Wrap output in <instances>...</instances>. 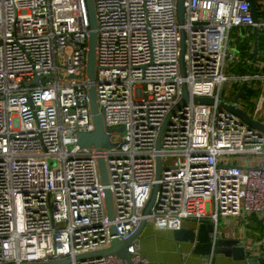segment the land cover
Listing matches in <instances>:
<instances>
[{"label": "built area", "instance_id": "obj_1", "mask_svg": "<svg viewBox=\"0 0 264 264\" xmlns=\"http://www.w3.org/2000/svg\"><path fill=\"white\" fill-rule=\"evenodd\" d=\"M93 2L95 100L115 143L102 148L77 143L79 132L94 129L87 0H0V264L62 257L67 264H128L115 253L75 255L127 237L142 217L168 229L184 219L210 220L212 249L233 225L245 233L247 213L264 222V157L245 165L226 158L264 154V131L218 104L225 100L264 123V58L257 40L240 43L254 27L264 30V0H254L256 19L249 0H184L182 23L176 0ZM182 81L189 100L173 108ZM157 155L162 168L155 178ZM245 243L264 255V236ZM126 250L130 264H149L139 239Z\"/></svg>", "mask_w": 264, "mask_h": 264}, {"label": "water", "instance_id": "obj_2", "mask_svg": "<svg viewBox=\"0 0 264 264\" xmlns=\"http://www.w3.org/2000/svg\"><path fill=\"white\" fill-rule=\"evenodd\" d=\"M250 1V7L252 9V15L253 19H256V7L254 4V0ZM184 0H176L175 3V9L177 14V20L179 23H182L184 20V6H183ZM87 8L89 11V25H90V32L88 37V51H87V59H86V65H87V76L89 78V100H90V109L92 118L94 120V129L91 131H84L79 132L77 134V143L80 146H87L90 143H92L97 148L102 147H110L115 145V143H112L109 139L108 131L105 125L104 117L102 116V113H99L97 110V100L96 99V91H95V83L93 82L94 79V71H95V40H96V14L94 11V2L93 0H87ZM253 32L257 33V28L254 27ZM184 37H185V31L184 27L180 25V52H179V69H180V75L185 76V63H184V50H185V44H184ZM254 48H253V59L256 56L257 52V42L254 41ZM245 86V82H242L236 93L233 95L234 99H237L242 90V88ZM193 100L200 103H213L215 100L213 97L210 96H192ZM189 100V93L187 89V83L186 81H182L181 83V95L180 99L174 104L173 108L180 107L182 105H185L186 102ZM219 105L226 106L230 110L234 111L235 113L239 114L241 117H243L249 124L255 126L259 130L264 131V123H259L256 120H253L243 109H239L235 106H233L230 103H227L224 101H218ZM169 118L168 114L166 115L165 120L163 121L162 125L160 126V129L158 131L157 139H156V147L159 146V137L160 132L162 128L164 127L167 119ZM123 128V126H119L114 128V130H119ZM97 166L100 174V180L102 184L104 185V202L107 209V216L109 219H112L114 217V208L112 205V192L111 188L108 187L106 184L108 182L107 178V171L105 170L104 165V158L103 156L97 157ZM162 165L160 163V157L159 155L156 156V173L155 178L159 177V174L161 172ZM153 188V192L147 201V205L145 206L144 213L147 214L150 212L152 203L154 200L155 192L157 189V183H155ZM195 220V219H193ZM197 221V220H195ZM197 228L194 227L188 228L185 226H181L179 228L173 229V238L178 240H185L194 242L193 250L192 252L201 254V255H210L212 252L216 253H222L224 255H231L235 259H244L247 264H264V255H248L246 253V243L243 241H240L238 238L234 237H227V238H220L216 241V245L212 249V243L211 238H209V232L212 229V222L209 220H201L197 221ZM146 224V217H142L139 220V225L136 227V229L131 232L127 237L119 239V238H113L112 243L105 248L100 249H93V250H87V252H81L75 255V258L77 259H86L92 258V257H101L105 256L107 253H115L119 256L126 257L128 260V264H130L128 252L126 250V247L128 244H130L133 239L137 238L140 234L141 230ZM111 232L115 231L114 224L110 227ZM70 262L69 257H62L58 259H52L49 261H35V262H22L21 264H67ZM13 264V263H9ZM149 264H173L169 262L164 261H150ZM175 264H183V262L175 263Z\"/></svg>", "mask_w": 264, "mask_h": 264}, {"label": "crops", "instance_id": "obj_3", "mask_svg": "<svg viewBox=\"0 0 264 264\" xmlns=\"http://www.w3.org/2000/svg\"><path fill=\"white\" fill-rule=\"evenodd\" d=\"M248 223L245 233L237 225H233L227 232V237H234L240 241L253 243L264 236V222L256 218L252 213H247ZM183 226L195 229L198 222L192 219H184ZM225 237V238H227ZM140 250L149 261H164L169 263L183 264H247L244 259H235L231 255L212 252L210 255H201L192 252L194 242L178 240L173 238V229L154 227L150 220L138 235ZM258 243V241H256ZM259 245V244H258ZM251 246V245H250ZM248 255H255L256 249L246 248ZM254 253V254H253Z\"/></svg>", "mask_w": 264, "mask_h": 264}, {"label": "rangeland", "instance_id": "obj_4", "mask_svg": "<svg viewBox=\"0 0 264 264\" xmlns=\"http://www.w3.org/2000/svg\"><path fill=\"white\" fill-rule=\"evenodd\" d=\"M250 38H252L253 40H257V42L259 43L260 58H264V30L260 29L256 34L253 31H250V33H248L246 37L242 41H240L241 48L248 46V40ZM232 70L235 71V69ZM226 87H228V85H226ZM263 157L264 154L243 153L228 155L226 158L236 164L245 165L260 161Z\"/></svg>", "mask_w": 264, "mask_h": 264}]
</instances>
